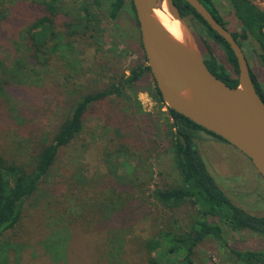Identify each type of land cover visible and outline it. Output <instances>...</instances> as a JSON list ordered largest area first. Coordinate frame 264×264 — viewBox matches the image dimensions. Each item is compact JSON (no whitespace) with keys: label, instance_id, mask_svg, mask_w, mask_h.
Segmentation results:
<instances>
[{"label":"trees","instance_id":"obj_1","mask_svg":"<svg viewBox=\"0 0 264 264\" xmlns=\"http://www.w3.org/2000/svg\"><path fill=\"white\" fill-rule=\"evenodd\" d=\"M16 1L0 0V39L3 41L0 42L3 47V50L0 47L1 99L8 96L7 91L13 86L39 85L41 71L44 76V71L59 50L73 52L74 44L91 40L95 30V21L92 20L97 18L93 9L104 8L108 17L116 20L127 4L138 28L131 0H81L79 9L83 16L78 15L79 9L66 0H40L38 4L33 0L28 3L25 0ZM171 1L189 23V18H192L200 24L204 34L198 30L192 32L202 48L203 62L208 71L227 86L235 88L237 65L228 44L184 0ZM199 1L231 33L246 59L247 51L251 50L252 55L264 63V9L258 8L250 0H226L236 24V28L231 30L214 0ZM27 15H30V19L26 18ZM208 39L221 48L225 64L213 54ZM138 45L141 50L139 60L128 69V75L123 72L115 74L105 89L84 94L73 102L69 107L70 113L58 121L51 134L44 141L35 142L28 162L20 163L9 156L0 155V242L5 243L0 244V264H6L8 260L4 248L11 239L6 233L11 231V236H14V230L20 227L28 211L33 210L37 188L46 178L59 149L81 130V118L86 110L94 103L108 100L110 96H123L141 82L146 83L144 93L158 104V108H166L171 120L169 124H163L162 138H157L154 144H167L181 178L180 185L173 188L155 186L146 196L150 174H142L144 170L138 162L129 163L137 154L119 141L123 133L121 127H117L113 135L118 142L109 140V145L104 148V163L108 167L111 155L125 157L130 176L124 172L115 175L108 170L96 186L93 177H74L75 173L68 175L66 192L69 196L75 190H83L84 194L79 201L77 195L70 198L73 206L66 225L67 241L63 245L58 241L49 244L53 248L41 245L32 264H68L74 251V241L82 237L90 240L91 264H118L119 259H124L127 264H194L195 250L206 238L214 239L228 251L230 264H264V250H234L218 224L235 231L247 230L264 238V216L249 214L226 197L208 172L196 148L195 138L199 132H203L229 144L163 104L146 66L140 36ZM249 74L264 103V93L250 69ZM148 77L151 80L148 81ZM143 116L146 131L159 123V116L154 118L149 112H143ZM108 174H112V177ZM184 204H189L194 211L185 229L174 230L170 224L160 229L152 226L146 239L130 238L124 233L151 214L149 205L172 211ZM36 230L37 227H34L32 234ZM59 244L60 252L56 249Z\"/></svg>","mask_w":264,"mask_h":264},{"label":"rangeland","instance_id":"obj_2","mask_svg":"<svg viewBox=\"0 0 264 264\" xmlns=\"http://www.w3.org/2000/svg\"><path fill=\"white\" fill-rule=\"evenodd\" d=\"M30 1L25 0V3ZM38 1L33 0L37 4ZM79 1L66 0L78 9ZM214 2L230 29L236 28L228 2ZM92 11L97 18L92 20L95 21V30L91 40L74 44L73 52L59 50L44 71V76L41 71L39 85L13 86L7 91L8 96L0 98V155L9 156L20 163L28 162L35 142L44 141L51 134L58 121L70 113L69 107L73 102L84 94L105 89L115 74L123 72L128 75V69L139 60V32L128 5L123 7L116 20H111L104 8ZM78 15L83 16L80 9ZM26 18L30 19V15ZM189 21L191 30L204 34L199 23L192 18ZM0 42L3 41L0 39ZM208 44L217 59L225 64L221 48L209 39ZM197 45L202 54L201 46ZM3 46L9 47L8 44ZM0 47L3 50L2 43ZM247 57L248 68L264 93V63L256 59L251 50L247 51ZM145 89L146 83L141 82L123 96H110L108 100L94 103L86 110L81 118V130L59 149L46 178L37 188L33 210L28 211L20 227L14 230V236H11V231L6 233L11 239L4 248L8 257L6 264H32L41 245L53 248L49 244L55 241L62 245L66 243V225L73 206L70 198L77 195L79 201L84 194L83 190L74 189V194L69 196L66 192L68 175L75 173L74 177H93L96 186L108 170L115 175L124 172L130 176L125 157L111 155L108 167L104 163V148L109 145V140L118 142L113 135L117 127H121L123 133L119 141L137 154L129 163L138 162L144 170L142 174H150L146 196L155 186L173 188L180 185L181 178L167 144H154L157 138H162L163 124H169L171 120L166 108H158V104L144 93ZM143 112L151 113L154 118L159 116V123L146 131ZM195 141L208 172L226 197L245 212L264 216V180L250 161L232 146L203 132L198 133ZM108 175L112 177V174ZM148 210L151 214L125 230L128 237L146 239L153 227L160 229L165 224H170L174 230L185 229L194 213L189 204L179 205L172 211L149 205ZM174 220L175 223L171 224ZM218 224L234 250H264L262 236ZM34 227L37 230L32 234ZM60 244L56 247L58 252ZM90 249V240L83 237L76 239L68 264H91ZM195 251L194 264H230L228 251L212 238H206ZM118 264L127 262L119 259Z\"/></svg>","mask_w":264,"mask_h":264},{"label":"water","instance_id":"obj_3","mask_svg":"<svg viewBox=\"0 0 264 264\" xmlns=\"http://www.w3.org/2000/svg\"><path fill=\"white\" fill-rule=\"evenodd\" d=\"M231 49L237 86L231 88L206 68L197 41L171 0H131L146 66L163 104L244 155L264 180V103L257 94L242 49L199 0H184ZM165 5L185 35L177 41L154 10ZM239 30V29H238Z\"/></svg>","mask_w":264,"mask_h":264},{"label":"bare ground","instance_id":"obj_4","mask_svg":"<svg viewBox=\"0 0 264 264\" xmlns=\"http://www.w3.org/2000/svg\"><path fill=\"white\" fill-rule=\"evenodd\" d=\"M154 15L173 38H175L177 41H183L185 39V35L182 30V27L176 20L172 19L169 16L164 4L161 5L159 9L154 10ZM186 23L190 28V24L187 21V19H186Z\"/></svg>","mask_w":264,"mask_h":264},{"label":"built area","instance_id":"obj_5","mask_svg":"<svg viewBox=\"0 0 264 264\" xmlns=\"http://www.w3.org/2000/svg\"><path fill=\"white\" fill-rule=\"evenodd\" d=\"M254 5L260 9H264V0H250Z\"/></svg>","mask_w":264,"mask_h":264}]
</instances>
